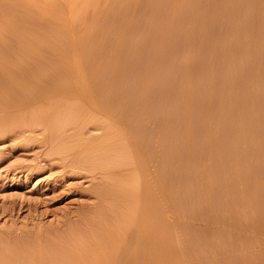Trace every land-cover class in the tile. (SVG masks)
Instances as JSON below:
<instances>
[{
    "label": "rangeland",
    "instance_id": "rangeland-1",
    "mask_svg": "<svg viewBox=\"0 0 264 264\" xmlns=\"http://www.w3.org/2000/svg\"><path fill=\"white\" fill-rule=\"evenodd\" d=\"M203 1L0 0V73L2 71L0 75V264H41V262L43 264H130L129 262H125L127 254L125 252L127 251L123 248L125 245L129 247V243L133 240L132 238L134 236L138 237L136 235L141 234L138 233L137 230L135 231V229H141L140 227H142L140 231H143L144 225L142 223L140 226L141 222H139L141 220L134 219L140 216L142 217V215L139 216L138 214L141 213H139L141 208L140 204L144 202L143 199L145 198V206L144 203L141 204V206L143 205L144 208L149 206L156 214L155 216L158 220L156 228L165 236L163 243L165 242L164 245L167 244L165 247L167 251L170 252L169 256L167 255L169 257L168 264H264V117H262L264 116V0H256L255 2L254 0ZM124 2L126 4H124ZM115 7L119 10L115 9ZM110 9L111 14L109 13ZM27 12L30 13L28 14ZM113 15L116 18H114ZM123 18L125 19L123 20ZM103 19L105 22H103ZM258 19L260 21L262 20L263 23L262 21L260 23ZM231 20L232 22L230 23ZM256 21L258 22L255 25ZM231 24L234 25L233 28ZM258 24L260 25L258 26ZM41 28L43 30H41ZM113 28L117 29L114 30ZM256 29L259 32L258 35ZM88 31L92 38L91 42L94 40L96 41H94L93 44L90 43L91 48L89 47L87 50L83 46L82 40L89 37ZM121 31L123 33H121ZM93 33L96 35L95 37ZM155 35L158 38H156ZM162 35H164V37ZM249 37L252 38V40H249ZM156 41L159 45L156 44ZM256 41H258V44L255 43ZM231 42H233L234 45L231 44ZM110 43L111 45H109ZM114 43H117L116 45L118 46ZM150 43L153 45V48H150ZM259 44L262 48H260ZM148 48H150V50H147ZM163 48H166L165 51ZM116 49L118 52H116ZM41 50H44L45 53ZM37 51L39 53H37ZM24 52L25 54H23ZM149 52H152L153 55L149 54ZM30 53L35 54L31 55ZM115 53L121 55L118 57ZM250 53L252 57H250ZM81 55H83L81 58L82 60L79 59ZM25 56L28 57L30 61H27ZM60 56L65 63H63ZM85 56L86 58L84 59ZM110 56H113L112 59ZM241 56L244 58V61ZM120 57L121 60L119 59ZM181 57L183 58L181 59ZM249 57L252 61H250ZM156 58L158 59L156 60ZM97 59H99V62ZM106 59L108 61H106ZM60 60L62 62H60ZM109 60L110 62L113 60V62L110 63ZM20 61H24V63L22 64L21 62V64H19ZM25 61H27L26 63L28 64L26 67ZM68 61L71 62L69 63ZM125 61H128L127 64H125ZM54 62L58 64L56 63V65ZM58 65L61 66L60 69H62L63 75ZM29 66L31 71L28 69ZM238 67L244 69L240 71ZM262 68L263 70H261ZM97 69H99V71ZM7 70L8 72H6ZM34 72H36L35 75ZM55 72L56 74L59 73L55 75ZM5 73L7 76H4ZM74 73H76V75ZM95 73L98 76H96ZM230 74L231 76L229 77ZM101 75L106 76L101 78ZM99 76L102 81H99ZM14 77L21 82L20 85L12 83ZM95 77L96 80H94ZM105 77L107 78L105 79ZM117 77L123 80V82ZM145 77L148 79L147 81ZM69 78L71 80H69ZM113 80H118L119 82L116 81L118 85L116 83L114 84ZM78 82L79 85H76ZM9 83L10 85L12 84V87ZM139 84L140 86H138ZM233 84L238 85L233 86ZM249 84L252 85V87L249 86ZM13 86H15V88ZM26 86H29V88H25ZM124 86L127 89L124 88ZM9 87L13 90L11 88L8 89ZM39 87H42L44 91ZM78 87L80 90L77 89ZM129 87L132 88L130 89ZM240 87H242V91L239 90L241 89ZM16 88L17 90L14 92ZM19 88L22 89L19 90ZM49 88H51V90H48ZM123 88L125 90H122ZM248 88H250L249 91ZM251 88L254 89L251 90ZM145 89L146 91L148 90V95L145 94ZM21 90L23 91L21 92ZM27 90L30 94L27 93ZM36 90L39 91L37 92ZM126 90L129 91L126 93H129L131 97L129 94L128 96L125 94L124 91ZM80 91H82V93ZM115 91L119 92L116 93ZM139 91H141V95ZM9 93H11V95ZM118 93L120 94L118 95ZM170 93L171 96L168 95ZM240 93H242V95ZM105 94L109 95L110 105L108 108L106 107V110L103 111L102 109V111H99L98 114L100 115H98L94 110L97 106H94L95 101L93 102V100L98 99V102H100L102 96L105 98ZM22 95L24 97L26 96L27 99L24 97L22 98ZM83 95L87 97L85 98ZM120 95L121 97H119ZM28 96L29 98L31 97L30 100ZM114 96H116L117 99ZM128 97L131 98V100H129ZM140 97L142 99H140ZM146 97L148 99H146ZM236 97H238V99ZM150 98H153V101L150 100ZM172 98L174 99L172 100ZM88 100L93 102L94 105ZM119 103H121L120 105L122 106L120 109ZM125 104L126 106H123ZM147 104H149L150 107ZM83 105L85 107H83ZM128 105L129 110L127 108ZM73 106L76 109L72 108ZM79 107L85 108L86 110L80 109ZM130 107L133 108L131 109ZM122 108L126 110L122 112ZM119 110L120 112H118ZM82 111L84 113L88 112L87 115ZM247 111L249 112L246 113ZM125 113L127 115H125ZM249 113L251 115H249ZM121 114L125 115L124 117L127 120ZM132 115L134 118L136 115L138 117H136L133 123L129 122L131 119L134 120ZM139 115H141L140 118ZM100 116H102V118ZM103 116L107 118L108 122L106 120V122L104 121ZM60 117L64 119H60ZM98 117L99 119H96ZM112 117L114 120H111ZM65 120H67V122ZM97 120L99 123H102H100L102 127L97 123ZM210 121L214 122L211 123ZM104 122L109 126L110 123L112 125L110 127L107 125L106 127ZM118 122H123L124 125ZM135 122L138 125L134 124ZM140 122H143V124ZM157 122L160 124L158 125ZM166 122H168L167 126L169 129L166 126ZM63 124L65 125L64 128ZM67 124L73 126H68ZM82 124L84 126H82ZM168 124H170V126ZM78 125L82 127H78ZM74 126L75 129L73 130ZM93 126H95V128ZM137 126L139 127L136 128ZM145 126L148 127V131ZM76 129H79V135ZM75 130L77 131L76 133ZM127 130L130 132L128 133ZM140 132H142L141 135L143 134L144 137L139 135ZM150 132L153 133V136L150 135L152 134ZM173 133L174 135H172L171 138V134ZM68 134H70V136ZM74 134H77L78 137ZM154 134H156V136ZM82 135L83 139H87V145L86 141L82 140V137H80ZM160 135L163 138H161ZM75 137L77 139L80 137V139L75 140ZM223 137L226 139H223ZM164 138L167 140L165 141ZM94 139L95 141L93 142ZM148 139L150 141H148ZM209 140H211V142ZM224 140L226 141L223 142ZM167 141L169 143H166ZM106 143L109 145L107 149ZM159 143L161 145H159ZM168 144L170 146H168ZM89 146H95L94 148L97 151H110L109 154H107L111 159L105 154L107 158L106 165L109 167L108 169L111 170L109 174H103L102 167L98 166H91V168H87L88 170H86L85 166H87V163L84 162L85 160L83 161L82 157H85L84 153L86 154L89 152V148L85 150ZM252 146H254L255 149ZM167 147L170 149H167ZM94 148L91 149L96 152ZM115 148H117V150ZM110 149H114L115 151L112 150V153ZM151 149L153 150L152 152ZM174 150L176 151L174 152ZM242 150H245V152H242ZM173 153L174 155H172ZM120 154L122 156L124 155V157L122 158ZM161 154L165 155V157ZM169 154L171 157H169ZM115 155H119L120 157H116ZM231 157L233 159H230ZM78 158H80L79 161ZM230 161H232V163H230ZM78 162H82L80 163L81 168ZM115 165L117 168H115ZM160 165L162 169L159 167ZM245 165L247 166L245 167ZM132 171L134 173H132ZM108 175H111L112 178L110 176V178H107ZM170 176L171 181L167 179V177L169 178ZM105 180H109V182ZM135 181L138 182L137 185L140 189V193H138L139 189L135 188L137 187V185L134 184L136 183ZM104 183L105 185L107 184L109 188L117 187L118 189L119 187V190L123 188V192L121 190L119 192L123 193L125 197L121 194L120 200H123V203H125L124 205L127 204L132 210H126L127 207L121 210L119 204L117 205L114 199V201L111 199L109 202L106 199L110 198L107 197L104 199V197L98 195L97 191L104 188L102 187ZM123 184L126 186L124 187ZM131 185L133 186V190ZM168 185L169 187H167ZM184 187H187V189L185 190ZM135 191L137 194L134 193ZM131 192L135 195L132 196ZM149 198L150 200H148ZM135 200L138 201L136 202ZM146 200L148 201L147 203ZM140 201L143 202L140 203ZM133 202H135L136 205ZM111 203L114 205L111 206ZM132 204L135 206L139 205L137 206L139 210H137L138 214L134 213V215H138L137 217L133 218L132 215H130V218L133 219V221H137L136 224L139 222L138 224L140 227L137 228L138 224L135 225V222H132L130 223L131 225H129V231L128 226V228L126 227L125 229L126 236L110 238L107 232H112L111 227L113 232L116 231L117 228L113 220L115 214L123 215L124 213L125 215V210L127 213L130 212V214H133L131 211H136L137 208H133ZM98 209H100V211ZM109 209L112 210V212ZM117 209L118 212H116ZM103 210H105L107 214L105 212L103 213ZM143 211H145V209H143ZM106 215H108V217ZM109 217L112 218L109 219ZM99 218H101V220H99ZM103 218H107V224ZM144 220L145 219H143V221ZM144 223H146V220ZM105 225H110V228L108 226L110 231ZM135 232H137V234ZM130 234L132 236L129 238L128 235ZM140 239L141 237L139 240ZM102 245H104V248L100 247ZM140 247H142L141 250H143L142 244ZM114 248L116 250L118 249V253L113 252V250H115ZM102 249H104V252ZM138 249L140 250V248ZM160 257L161 256L151 259V264H160L161 261H163L162 263L164 264V260L166 259L167 261L168 257H165L163 260H161Z\"/></svg>",
    "mask_w": 264,
    "mask_h": 264
},
{
    "label": "bare ground",
    "instance_id": "bare-ground-1",
    "mask_svg": "<svg viewBox=\"0 0 264 264\" xmlns=\"http://www.w3.org/2000/svg\"><path fill=\"white\" fill-rule=\"evenodd\" d=\"M131 1H132V0H131ZM199 1H200V0H199ZM201 1H203V0H201ZM240 1H241V0H240ZM255 1H256V0H254V2H255ZM150 2H152V1H150ZM192 2H193V1H192ZM197 2H198V1H197ZM203 2H204V1H203ZM232 2H233V1H232ZM122 3H123V2H122ZM154 3H155V2H154ZM158 3H159V2H158ZM256 3H257V2H256ZM116 4H118V3H116ZM116 4H115V5H116ZM124 4H126V3L124 2ZM149 4H150V3H149ZM159 4H161V3H159ZM236 4H237V3H236ZM238 4H239V2H238ZM258 4H259V3H258ZM262 4H263V3H262ZM262 4H261V5H262ZM119 5H120V4H119ZM119 5H118V6H119ZM247 5H248V4H247ZM120 6H121V5H120ZM149 6H150V5H149ZM153 6H154V5H153ZM116 7H117V6H116ZM116 7H115V9H117ZM126 7H127V6H126ZM126 7H125V8H126ZM158 7H159V6H158ZM125 8H124V9H125ZM160 8H161V7H160ZM227 8H228V7H227ZM238 8H239V7H238ZM112 9L114 10L113 7H112ZM131 9H132V7H131ZM189 9H190V8H189ZM241 9H242V8H241ZM255 9H256V8H255ZM263 9H264V8H263ZM103 10H104V9H103ZM117 10H119V9H117ZM226 10H227V9H226ZM228 10H229V8H228ZM228 10H227V11H228ZM239 10H240V9H239ZM243 10H244V9H243ZM115 11H116V10H115ZM224 11H225V10H224ZM235 11H236V10H235ZM247 11H248V10H247ZM250 11H251V10H250ZM259 11H260V10H259ZM259 11H258V12H259ZM110 12H111V9L109 10V13H110ZM118 12H119V11H118ZM118 12H117V13H118ZM124 12H125V11H124ZM124 12H122V13H124ZM128 12H129V11H128ZM128 12H127V13H128ZM183 12H184V11H183ZM186 12H187V11H186ZM190 12H191V11H190ZM232 12H233V11H232ZM242 12H243V11H242ZM27 13L29 14L30 12H27ZM112 13H113V12H112ZM119 13H120V12H119ZM184 13H185V12H184ZM234 13H235V12H234ZM256 13H257V12H256ZM259 13H260V12H259ZM259 13H258V14H259ZM19 14H20V13H19ZM110 14H111V13H110ZM189 14H190V13H189ZM227 14H228V13H227ZM237 14H238V13H237ZM247 14H248V13H247ZM254 14H255V13H254ZM263 14H264V12H263ZM104 15H107V14H104ZM121 15H122V14H121ZM121 15H120V17H121ZM244 15H245V14H244ZM244 15H243V16H244ZM27 16H28V15H27ZM29 16H30V15H29ZM116 16H117V15H116ZM231 16H232V15H231ZM245 16H246V15H245ZM250 16H251V15H250ZM254 16H255V15H254ZM259 16H260V15H259ZM20 17H22V16H20ZM101 17H102V16H101ZM108 17H109V16H108ZM113 17L116 18L114 15H113ZM165 17H166V16H165ZM165 17H164V18H165ZM191 17H192V15H191ZM193 17H194V16H193ZM256 17H257V16H256ZM261 17H262V16H261ZM109 18H110V17H109ZM114 18H112V19H114ZM224 18H225V17H224ZM230 18H232V17H230ZM95 19H97V18H95ZM101 19H102V18H101ZM124 19H125V18H123V20H124ZM188 19H189V18H188ZM246 19H247V18H246ZM251 19H252V18H251ZM253 19H256V18H253ZM32 20H33V19H32ZM103 20H104V19H103ZM120 20H121V18H120ZM228 20H229V19H228ZM235 20H236V18H235ZM240 20H241V19H240ZM249 20H250V18H249ZM30 21H31V20H30ZM93 21H94V20H93ZM113 21H114V20H113ZM115 21H116V20H115ZM118 21H119V20H118ZM188 21L190 22V19H189ZM254 21H255V20H254ZM258 21H260V20L258 19ZM258 21H256V23L254 22L255 25L257 24ZM261 21H262V20H261ZM261 21H260V23H261ZM103 22H105V20H104ZM109 22H110V21H109ZM109 22H108V24H109ZM121 22H122V21H121ZM231 22H232V20L230 21V23H231ZM243 22H244V21H243ZM245 22H246V21H245ZM252 22H253V21H252ZM34 23H35V21H34ZM96 23H97V22H96ZM129 23H130V21H129ZM262 23H263V21H262ZM94 24H95V23H94ZM103 24H104V23H103ZM118 24H119V23H118ZM125 24H126V23H125ZM252 24H253V23H252ZM252 24H251V25H252ZM13 25H14V24H13ZM35 25H36V24H35ZM35 25H34V26H35ZM38 25H39V23H38ZM95 25H96V24H95ZM111 25H112V24H111ZM111 25H110V26H111ZM116 25H117V24H116ZM126 25H127V24H126ZM128 25H129V24H128ZM168 25H170V24H168ZM235 25H237V24H235ZM259 25H260V24H258V26H259ZM261 25H263V24H261ZM96 26H97V25H96ZM106 26H107V25H106ZM117 26H119V25H117ZM117 26H116V27H117ZM226 26H227V25H226ZM231 26H232V28H233L234 25L231 24ZM243 26H245V25H243ZM92 27H93V26H92ZM99 27H100V26H99ZM168 27H170V26H168ZM236 27H237V26H236ZM248 27H249V25H248ZM253 27H254V26H253ZM263 27H264V25H263ZM16 28H17V27H16ZM97 28H98V27H97ZM103 28H104V27H103ZM123 28H124V26H123ZM131 28H132V27H131ZM166 28H167V27H166ZM193 28H194V27H193ZM245 28H246V27H245ZM256 28H258V27H256ZM261 28H262V27H261ZM261 28H260V30H261ZM100 29H102V28H100ZM107 29H108V27H107ZM113 29H114V28H113ZM115 29H117V28H115ZM115 29H114V30H115ZM124 29H125V28H124ZM124 29H123V30H124ZM162 29H164V28H162ZM167 29H169V28H167ZM191 29H192V28H191ZM195 29H196V28H195ZM230 29H231V28H230ZM22 30H23V29H22ZM41 30H43V29L41 28ZM88 30H89V29H88ZM110 30H112V29H110ZM114 30H113V31H114ZM118 30H119V29H118ZM127 30H128V29H127ZM127 30H126V31H127ZM189 30H190V29H189ZM37 31H39V30H37ZM92 31H93V30H92ZM103 31H105V30H103ZM161 31H162V30H161ZM244 31H245V30H244ZM244 31H243V32H244ZM254 31H255V28H254ZM256 31H257V35H258L259 32H258L257 29H256ZM261 31H262V30H261ZM261 31H260V32H261ZM42 32H43V31H42ZM88 32H89V31H88ZM100 32H101V31H100ZM100 32H99V33H100ZM263 32H264V31H263ZM86 33H87V32H86ZM104 33H106V32H104ZM121 33H123V32L121 31ZM124 33H125V32H124ZM155 33H156V32H155ZM160 33H161V32H160ZM195 33H197V32H195ZM230 33H231V32H230ZM247 33H248V32H247ZM102 34H103V32H102ZM165 34H166V33H165ZM165 34H164V35H165ZM167 34H169V33H167ZM262 34H263V33H262ZM262 34H261V35H262ZM93 35H94V33H93ZM105 35H106V34H105ZM110 35H111V34H110ZM118 35H119V34H118ZM118 35H117V36H118ZM164 35H162V36L164 37ZM169 35H170V34H169ZM184 35H186V34H184ZM193 35H194V34H193ZM249 35H250V34H249ZM257 35H256V36H257ZM82 36H83V35H82ZM86 36H87V35H86ZM95 36H96V35H94V37H95ZM121 36H122V35H121ZM152 36H153V35H152ZM155 36H156V35H155ZM158 36H159V35H158ZM253 36H254V33H253ZM97 37H98V36H97ZM184 37H185V36H184ZM194 37H195V36H194ZM247 37H248V36H247ZM251 37H252V35H251ZM254 37H255V36H254ZM58 38H59V37H58ZM58 38H57V39H58ZM84 38H85V36H84ZM100 38H101V37H100ZM100 38H98V39H100ZM105 38H106V37H105ZM153 38H154V36H153ZM156 38H158V37L156 36ZM161 38H162V37H161ZM245 38H246V37H245ZM252 38H253V37H252ZM252 38L249 37V40H250V39L252 40ZM263 38H264V37H263ZM57 39H56V40H57ZM98 39H97V41H98ZM103 39H104V38H103ZM103 39H102V40H103ZM168 39H169V37H168ZM247 39H248V38H247ZM258 39L261 40L260 38H258ZM42 40H43V39H42ZM91 40H92V38L90 37V32H89V37L85 38V40H82V41H83V44H84V45H83V44H82V45H83L86 49L89 48V47H90V43L93 44V42L96 41V40H94V41L91 42ZM107 40H108V39H107ZM119 40H120V39H119ZM156 40H157V39H156ZM229 40H230V39H229ZM249 40H248V41H249ZM254 40H256V39H254ZM259 40H258V41H259ZM46 41H47V40H46ZM108 41H109V40H108ZM152 41H153V40H152ZM152 41H151V42H152ZM157 41H158V40H157ZM157 41H156V44L159 45V44L157 43ZM164 41H165V40H164ZM227 41H228V40H227ZM231 41H232V40H231ZM244 41H245V40H244ZM258 41H256L255 43L258 44ZM41 42H42V41H41ZM56 42H57V41H56ZM58 42H59V41H58ZM80 42H81V41H80ZM102 42H103V41H102ZM106 42H107V41H106ZM109 42H110V41H109ZM159 42H160V41H159ZM162 42H163V40H162ZM186 42H187V41H186ZM228 42H229V41H228ZM228 42H227V43H228ZM251 42H252V41H251ZM52 43H53V42H52ZM54 43H55V42H54ZM181 43H182V42H181ZM225 43H226V42H225ZM244 43H245V42H244ZM260 43H261V41H260ZM1 44H2V43H1ZM41 44H42V43H41ZM56 44H58V43H56ZM66 44H67V43H66ZM95 44H96V43H95ZM95 44H94V45H95ZM104 44H105V43H104ZM114 44H115V43H114ZM116 44H117V43H116ZM116 44H115V45H116ZM120 44H121V43H120ZM154 44H155V43H154ZM166 44H167V43H166ZM231 44H233V42H231ZM231 44H230V45H231ZM250 44H251V43H250ZM257 44H256V45H257ZM53 45H54V44H53ZM59 45H60V44H59ZM98 45H99V44H98ZM102 45H103V44H102ZM109 45H111V43H110ZM150 45H151V43H150ZM167 45H168V44H167ZM193 45H194V42H193ZM233 45H234V44H233ZM243 45H244V44H243ZM263 45H264V43H263ZM0 46H1V45H0ZM32 46H33V45H32ZM51 46H52V45H51ZM116 46H118V45H116ZM122 46H123V45H122ZM161 46H163V45H161ZM189 46H190V44H189ZM231 46H232V45H231ZM231 46H230V47H231ZM246 46H247V45H246ZM250 46H251V45H250ZM259 46H260V44H259ZM3 47H6V46H3ZM55 47H56V46H55ZM84 47H83V48H84ZM110 47H111V46H110ZM156 47H157V46H156ZM156 47H155V48H156ZM192 47H193V46H192ZM235 47H236V46H235ZM248 47H249V46H248ZM255 47H256V46H255ZM49 48H50V47H49ZM52 48H53V47H52ZM71 48H72V45H71ZM90 48H91V47H90ZM94 48H95V47H94ZM94 48H93V49H94ZM97 48H98V47H97ZM100 48H102V47H100ZM108 48H109V47H108ZM113 48H114V47H113ZM123 48H124V47H123ZM150 48H153V45H151ZM150 48H148L147 50H150ZM185 48L187 49L186 46H185ZM243 48H244V47H243ZM249 48H250V47H249ZM251 48H252V46H251ZM260 48H262V47L260 46ZM17 49H18V48H17ZM44 49H46V48H44ZM62 49H63V48H62ZM98 49H99V48H98ZM104 49H105V48H104ZM109 49H110V48H109ZM129 49H130V48H129ZM158 49H159V46H158ZM163 49H164V51H165L166 48H163ZM163 49H162V50H163ZM190 49H191V48H190ZM227 49H228V47H227ZM37 50H38V49H37ZM39 50H40V49H39ZM46 50H48V49H46ZM84 50H85V49H84ZM87 50H88V49H87ZM96 50H97V49H96ZM113 50H114V49H113ZM116 50H117V49H116ZM122 50H124V49H122ZM152 50H153V49H152ZM155 50H156V49H155ZM160 50H161V49H160ZM221 50H222V48H221ZM225 50H226V49H225ZM252 50H253V49H252ZM15 51H16V50H15ZM17 51H18V50H17ZM34 51H35V49H34ZM41 51L44 52V50H41ZM51 51H52V50H51ZM54 51H55V49H54ZM56 51H57V50H56ZM93 51H95V50H93ZM98 51H99V50H98ZM108 51H109V50H108ZM111 51H112V49H111ZM111 51H109V52H111ZM114 51H115V50H114ZM127 51H128V50H127ZM234 51H235V50H234ZM248 51H249V50H248ZM10 52H11V51H10ZM12 52H13V51H12ZM66 52H67V51H66ZM85 52H86V50H85ZM87 52H88V51H87ZM96 52H97V51H96ZM101 52H102V51H101ZM105 52H106V50H105ZM105 52H104V53H105ZM116 52H118V50H117ZM125 52H126V51H125ZM246 52H247V50H246ZM257 52H258V51H257ZM19 53H20V52H19ZM37 53H39V52L37 51ZM44 53H45V52H44ZM48 53H49V52H48ZM147 53H148V52H147ZM155 53H156V52H155ZM155 53H154V54H155ZM163 53H164V52H163ZM182 53H183V52H182ZM255 53H256V52H255ZM23 54H25V52H24ZM30 54H31V53H30ZM32 54H33V53H32ZM32 54H31V55H32ZM34 54H35V53H34ZM34 54H33V55H34ZM96 54H97V53H96ZM100 54H101V53H100ZM111 54H112V53H111ZM115 54H116V53H115ZM149 54H152V52H151V53L149 52ZM158 54H159V53H158ZM226 54H227V53H226ZM248 54H249V53H248ZM21 55H22V53H21ZM21 55H20V56H21ZM28 55H29V54H28ZM31 55H30V56H31ZM48 55H49V54H48ZM103 55H104V54H103ZM116 55H118V54H116ZM120 55H121V54H120ZM120 55H118V57H119ZM123 55H124V54H123ZM147 55H148V54H147ZM152 55H153V54H152ZM155 55H157V54H155ZM181 55H182V54H181ZM221 55H222V54H221ZM232 55H233V54H232ZM234 55H235V53H234ZM241 55H242V54H241ZM244 55H245V54H244ZM55 56H56V55H55ZM104 56H105V55H104ZM224 56H225V55H224ZM224 56H222V57H224ZM228 56H230V55H228ZM228 56H227V57H228ZM236 56H237V55H236ZM25 57H26V56H25ZM37 57H38V56H37ZM82 57H83V55H81V57H80L79 59H81ZM101 57H102V55H101ZM110 57H111V56H110ZM112 57H113V56H112ZM112 57H111V59H112ZM124 57H126V56H124ZM158 57H159V56H158ZM178 57H179V56H178ZM185 57H186V56H185ZM231 57H232V56H231ZM250 57H252L251 53H250ZM250 57H249V59H250V61H252V59H251ZM263 57H264V56H263ZM4 58H5V57H4ZM17 58H18V57H17ZM29 58H30V57H29ZM38 58H39V57H38ZM55 58H56V57H55ZM57 58H58V57H57ZM60 58H61V56H60ZM85 58H86V56L84 57V59H85ZM88 58H89V56H88ZM92 58H93V57H92ZM104 58H105V57H104ZM106 58H108V57H106ZM154 58H155V57H154ZM182 58H183V57H181V59H182ZM234 58H236V57H234ZM234 58H233V59H234ZM241 58H243V57L241 56ZM241 58H240V59H241ZM47 59H49V58H47ZM61 59H62V58H61ZM116 59H117V58H116ZM119 59L121 60V57H120ZM127 59H128V58H127ZM157 59H158V58H156V60H157ZM178 59H179V58H178ZM228 59H229V58H228ZM238 59H239V58H238ZM26 60H27V61H30V60H28V57H26ZM68 60H69V58H68ZM81 60H82V59H81ZM124 60H125V59H124ZM148 60H149V58H148ZM179 60H180V59H179ZM221 60H222V58H221ZM223 60H224V59H223ZM229 60H230V59H229ZM8 61H9V60H8ZM15 61H16V60H15ZM27 61H25V63H26ZM62 61H63V59H62ZM62 61L60 60V62H62ZM92 61H93V60H92ZM97 61L99 62V59H97ZM106 61H108V60L106 59ZM106 61H105V62H106ZM117 61H119V60H117ZM150 61H151V60H150ZM174 61H177V60H174ZM182 61H183V60H182ZM182 61H181V62H182ZM184 61H185V60H184ZM226 61H227V60H226ZM232 61H234V60H232ZM243 61H244V58H243ZM21 62H22V61H20L19 64H21ZM68 62H69V61H68ZM70 62H71V61H70ZM70 62H69V63H70ZM74 62H75V61H74ZM94 62H95V59H94ZM103 62H104V61H103ZM109 62H110V60H109ZM109 62H108V64H109ZM112 62H113V60H112L110 63H112ZM120 62H121V61H120ZM122 62H124V61H122ZM127 62H128V61H127ZM127 62L125 61V64H127ZM151 62H152V61H151ZM256 62H257V60H256ZM1 63H2V62H1ZM17 63H18V61H17ZM17 63H16V64H17ZM23 63H24V61L22 62V64H23ZM50 63H51V62H50ZM54 63H55V62H54ZM56 63H57V62H56ZM56 63H55V64H56ZM63 63H65V62L63 61ZM63 63H62V64H63ZM90 63H91V62H90ZM90 63H89V64H90ZM227 63H229V62H227ZM244 63H245V62H244ZM3 64H4V63H3ZM9 64H10V63H9ZM30 64H31V63H30ZM33 64H34V63H33ZM57 64H58V63H57ZM57 64H56V65H57ZM93 64H95V63H93ZM103 64H105V63H103ZM116 64H117V63H116ZM116 64H113V65H116ZM130 64H131V63H130ZM154 64H155V62H154ZM156 64H157V63H156ZM178 64H179V63H178ZM237 64H238V62H237ZM27 65H28V64L26 63V64H25V67H26ZM31 65H32V64H31ZM37 65H38V64H37ZM37 65H36V66H37ZM75 65H76V64H75ZM75 65H74V66H75ZM105 65H106V64H105ZM122 65H123V64H122ZM147 65H148V64H147ZM182 65H183V64H182ZM22 66H24V65H22ZM36 66H35V67H36ZM58 66H59V65H58ZM63 66H64V65H63ZM106 66H107V65H106ZM110 66H111V65H110ZM152 66H153V63H152ZM152 66H151V67H152ZM156 66H157V65H156ZM0 67H1V66H0ZM3 67H4V66H3ZM53 67H54V65H53ZM64 67H65V66H64ZM64 67H62V68H64ZM86 67H88V66H86ZM107 67H108V66H107ZM115 67H116V66H115ZM117 67H119V66H117ZM125 67H126V66H125ZM146 67H147V66H146ZM148 67H149V66H148ZM151 67H150V68H151ZM240 67H241V66H240ZM240 67H238V68L240 69ZM27 68H28V67H27ZM33 68H34V67H33ZM60 68H61V66H59V69H60ZM94 68H95V67H94ZM110 68H111V67H110ZM110 68H109V69H110ZM122 68H123V67H122ZM231 68H232V67H231ZM248 68H250V67H248ZM251 68H252V66H251ZM0 69H1V68H0ZM4 69H6V68H4ZM13 69H15V68H13ZM18 69H19V68H18ZM28 69L30 70V66H29ZM39 69H40V68H39ZM54 69H55V68H54ZM57 69H58V67H57ZM59 69H58V70H59ZM90 69H91V68H90ZM101 69H102V68H101ZM104 69H105V68H104ZM104 69H103V70H104ZM115 69H116V68H115ZM120 69H121V68H120ZM147 69H148V68H147ZM236 69H237V68H236ZM242 69H244V68H242ZM242 69H240V71H241ZM245 69H246V68H245ZM258 69H259V66H258ZM20 70H21V69H20ZM36 70H37V69H36ZM60 70H61V73H62V72H63L62 69H60ZM93 70H94V69H93ZM97 70L99 71V69H97ZM110 70H111V69H110ZM121 70H122V69H121ZM144 70H145V69H144ZM150 70H151V69H150ZM261 70H263V68H262ZM30 71H31V70H30ZM33 71H34V70H33ZM104 71H106V70H104ZM107 71H108V70H107ZM226 71H227V70H226ZM238 71H239V70H238ZM3 72H4V71H3ZM6 72H8V70H7ZM23 72H24V71H23ZM26 72H27V71H26ZM28 72H29V71H28ZM59 72H60V71H59ZM59 72H58V73H59ZM81 72H82V71H81ZM85 72H86V70H85ZM85 72H84V73H85ZM90 72H91V71H90ZM92 72H93V71H92ZM121 72H122V71H121ZM144 72H145V71H144ZM242 72H243V71H242ZM258 72H260V71H258ZM1 73H2V71H1ZM1 73H0V75H1ZM35 73H36V72H34V75H35ZM40 73H41V72H40ZM58 73H57V74H58ZM61 73H60V74H61ZM100 73H101V72H100ZM117 73H118V72H117ZM224 73H226V72H224ZM239 73H240V72H239ZM249 73H250V72H249ZM260 73H262V72H260ZM9 74H10V73H9ZM24 74H25V73H24ZM31 74H32V73H31ZM57 74H56V72H55V75H57ZM74 74L76 75V73H74ZM92 74H94V73H92ZM102 74H103V73H102ZM120 74H121V73H120ZM120 74H119V75H120ZM222 74H223V73H222ZM242 74H243V73H242ZM19 75H20V74H19ZM62 75H63V73H62ZM79 75H80V73H79ZM95 75H96V73H95ZM244 75H245V74H244ZM4 76H7L6 73H5ZM14 76H15V75H14ZM64 76H65V75H64ZM64 76H62V77H64ZM69 76H70V75H69ZM96 76H98V75H96ZM104 76H106V75H104ZM104 76L101 75V78L104 77ZM180 76H181V75H180ZM180 76H179V77H180ZM226 76H227V75H226ZM230 76H231V74L229 75V77H230ZM258 76H259V75H258ZM261 76H262V75H261ZM8 77H9V76H8ZM12 77H13V76H12ZM16 77H17V76H16ZM23 77H25V76H23ZM32 77H33V75H32ZM62 77H61V80H62ZM79 77H80V76H79ZM148 77H149V75H148ZM181 77H182V76H181ZM221 77H222V76H221ZM253 77H254V76H253ZM256 77H257V76H256ZM1 78H2V77H1ZM87 78H88V77H87ZM101 78H100V76H99V81L101 80ZM106 78H107V77H105V79H106ZM117 78H118V77H117ZM122 78H123V77H122ZM136 78H137V77H136ZM7 79H8V78H7ZM40 79H41V78H40ZM77 79H78V78H77ZM90 79H91V78H90ZM103 79H104V78H103ZM118 79L121 80L120 78H118ZM134 79H135V78H134ZM138 79H139V78H138ZM145 79H146V77H145ZM170 79H172V78H170ZM179 79H181V78H179ZM183 79H184V78H183ZM233 79H234V78H233ZM263 79H264V78H263ZM64 80H65V79H64ZM69 80H71V79L69 78ZM79 80H80V79H79ZM85 80H86V79H85ZM94 80H96V77H95ZM135 80H136V79H135ZM140 80H142V79H140ZM147 80H148V79H146V81H147ZM247 80H248V79H247ZM249 80H250V79H249ZM4 81H5V80H4ZM6 81H8V80H6ZM37 81H38V80H37ZM37 81H35V82H37ZM39 81H40V80H39ZM41 81H42V80H41ZM82 81H83V80H82ZM82 81H81V82H82ZM90 81H91V80H90ZM101 81H102V80H101ZM104 81H105V80H104ZM113 81H114V80H113ZM116 81H118V80H116ZM116 81H114V84L116 83ZM121 81L123 82V80H121ZM169 81H170V80H169ZM224 81H225V80H224ZM226 81H227V80H226ZM251 81H252V80H251ZM260 81H261V80H260ZM59 82H60V81H59ZM85 82H86V81H85ZM96 82H97V81H96ZM105 82H107V81H105ZM105 82H104V83H105ZM110 82H111V81H110ZM118 82H119V81H118ZM122 82H121V83H122ZM144 82H145V81H144ZM228 82H229V80H228ZM245 82H246V81H245ZM261 82H262V81H261ZM7 83H8V82H7ZM12 83H13V84L17 83L18 85L21 84V82H19L15 77H14V79H12ZM23 83H24V82H23ZM27 83H28V82H27ZM42 83H43V82H42ZM62 83H64V82H62ZM66 83H67V80H66ZM83 83H84V81H83ZM87 83H88V82H87ZM93 83H94V82H93ZM97 83H98V82H97ZM102 83H103V82H102ZM170 83H171V82H170ZM38 84H39V82H38ZM56 84H57V83H56ZM94 84H95V83H94ZM116 84H117V83H116ZM146 84H147V83H146ZM188 84H190V83H188ZM240 84H241V83H240ZM251 84H253V83H251ZM4 85H5V82H4ZM9 85H10V83H9ZM9 85H8V86H9ZM11 85H12V84H11ZM11 85H10V86H11ZM25 85H26V84H25ZM33 85H34V84H33ZM47 85H48V84H47ZM76 85H79V82H78V84H76ZM80 85H81V84H80ZM83 85H84V84H83ZM97 85H98V84H97ZM99 85H100V84H99ZM117 85H118V84H117ZM131 85H132V84H131ZM134 85H135V84H134ZM134 85H133V86H134ZM143 85H144V83H143ZM182 85H183V84H182ZM224 85H225V84H224ZM234 85H235V84H233V86H234ZM237 85H238V84H237ZM237 85H235V86H237ZM246 85H247V84H246ZM246 85H245V86H246ZM8 86H7V87H8ZM16 86H17V85H16ZM42 86H43V85H42ZM45 86H46V84H45ZM101 86H102V85H101ZM122 86H123V85H122ZM122 86H121V88H122ZM133 86H132V87H133ZM138 86H140V84H139ZM138 86H137V87H138ZM169 86H170V85H169ZM185 86H186V85H185ZM239 86H241V85H239ZM239 86H238V87H239ZM249 86L252 87V85H250V84H249ZM11 87H12V86H11ZM11 87H9L8 89H10ZM13 87L15 88V86H13ZM18 87H19V86H18ZM36 87H37V86H36ZM81 87H82V85H81ZM92 87H94V86H92ZM96 87H97V86H96ZM104 87H105V86H104ZM118 87H119V86H118ZM132 87H131V88H132ZM186 87H188V86H186ZM189 87H190V86H189ZM221 87H222V86H221ZM247 87H248V86H247ZM262 87H263V86H262ZM4 88H5V87H4ZM25 88H29V86H26ZM39 88H40V87H39ZM39 88H38V89H39ZM41 88H42V87H41ZM41 88H40V89H41ZM57 88H58V87H57ZM112 88H113V87H112ZM115 88H116V86H115ZM115 88H114V89H115ZM124 88H126V87L124 86ZM124 88H123L122 90H125ZM129 88H130V87H129ZM131 88H130V89H131ZM181 88H182V87H181ZM191 88H192V87H191ZM224 88H225V87H224ZM226 88H227V87H226ZM235 88H236V87H235ZM240 88H241V89H239V90L242 91V87H240ZM254 88H255V87H254ZM254 88H253V89H254ZM11 89H12V88H11ZM20 89H22V88H19V90H20ZM35 89H36V88H35ZM42 89H43V88H42ZM77 89L80 90L79 87H78ZM83 89H84V88H83ZM83 89H82V91H83ZM89 89H90V88H89ZM126 89H127V88H126ZM168 89H169V88H168ZM178 89H179V87H178ZM178 89H176V90H178ZM246 89H247V88H246ZM253 89L251 88V90H253ZM257 89H258V88H257ZM1 90H2V89H1ZM3 90H4V89H3ZM12 90H13V89H12ZM16 90H17V88L14 89V92H16ZM29 90H30V89H29ZM45 90H46V89H45ZM48 90H51V88H49ZM97 90H98V89H97ZM97 90H96V91H97ZM117 90H118V89H117ZM120 90H121V89H120ZM122 90H121V91H122ZM134 90H136V89H134ZM134 90H133V91H134ZM138 90H139V88H138ZM138 90H137V91H138ZM140 90H141V88H140ZM176 90H175V91H176ZM180 90H181V89H180ZM180 90H179V91H180ZM249 90H250V88H248V91H249ZM8 91H9V90H8ZM22 91H23V90H21V92H22ZM36 91L38 92L39 90H36ZM36 91H35V92H36ZM41 91H42V90H41ZM43 91H44V89H43ZM64 91H65V90H64ZM82 91H80V92L82 93ZM84 91H85V89H84ZM145 91H146V89H145ZM147 91H148V90H147ZM147 91H146L145 94H147ZM186 91H187V90H186ZM244 91H245V90H244ZM244 91H243V92H244ZM254 91H255V90H254ZM2 92H3V91H2ZM24 92H25V90H24ZM31 92H32V91H31ZM47 92H48V91H47ZM56 92H57V91H56ZM58 92H59V91H58ZM85 92H86V91H85ZM111 92H112V91H111ZM115 92H116V91H115ZM117 92H119V91H117ZM117 92H116V93H117ZM124 92H125V94H127V96H128L129 93H126V92H129V91L126 90V91H124ZM139 92H140V95H141V91H139ZM169 92H170V91H169ZM180 92H182V91H180ZM180 92H179V93H180ZM246 92H247V91H246ZM252 92H253V91H252ZM256 92H257V90H256ZM4 93H5V92H4ZM27 93H28V90H27ZM75 93H77V92H75ZM131 93H132V92H131ZM137 93H138V92H137ZM137 93H136V95H137ZM183 93H184V92H183ZM237 93H238V92H237ZM7 94H8V92H7ZM9 94L11 95V93H9ZM14 94H15V93H14ZM16 94H17V93H16ZM20 94H21V93H20ZM23 94H24V93H23ZM28 94H30V93H28ZM32 94H33V93H32ZM40 94H41V93H40ZM52 94H53V92H52ZM60 94H61V93H60ZM69 94H70V93H69ZM83 94H84V93H83ZM93 94H94V93H93ZM112 94H113V92H112ZM112 94H111V96H112ZM119 94H120V93H118V95H119ZM148 94H149V93H148ZM148 94H147V95H148ZM177 94H178V93H177ZM230 94H231V93H230ZM233 94H234V93H233ZM240 94L242 95V93H240ZM240 94H239V95H240ZM245 94H247V93H245ZM245 94H244V95H245ZM250 94H251V93H250ZM253 94H254V92H253ZM24 95H26V94H24ZM80 95H81V94H80ZM86 95H87V94H86ZM113 95H114V94H113ZM132 95H133V94H132ZM140 95H139V96H140ZM150 95H151V94H150ZM168 95L171 96V93L168 94ZM188 95H189V94H188ZM239 95H238V96H239ZM248 95H249V93H248ZM255 95H256V94H255ZM258 95H259V94H258ZM12 96H13V95H12ZM12 96H11V97H12ZM38 96H39V95H38ZM41 96H42V95H41ZM59 96H60V95H59ZM83 96H84L85 98L87 97V96H85V95H83ZM97 96H98V95H97ZM108 96H109V95H106V94H105V98H103L104 96H102V99L100 100V102H98V101H99L98 99H97V100H96V99L93 100V102L95 101V102H94L95 105L93 104V102H91V101L88 100V101L91 102L95 107L97 106L96 109L94 108V110H95V112H96L97 114H98L99 111H102V109H103V111H104V110H106V109L109 107V105H110V104H109V103H110V99H109ZM129 96H130V94H129ZM177 96H178V95H177ZM250 96H251V95H250ZM256 96H257V95H256ZM15 97H16V95H15ZM19 97H20V96H19ZM21 97L23 98L24 96L22 95ZM65 97H66V96H65ZM114 97L116 98V96H114ZM119 97H121V95H120ZM130 97H131V96H130ZM135 97H136V96H135ZM137 97H138V96H137ZM148 97H149V96H148ZM167 97H168V96H167ZM178 97H179V96H178ZM243 97H244V96H243ZM24 98L27 99L26 96H25ZM30 98H31V97H30ZM30 98H29V96H28V99H29V100H30ZM47 98H48V97H47ZM75 98H76V97H75ZM93 98H94V96H93ZM98 98H99V96H98ZM128 98H129V97H128ZM165 98H166V97H165ZM165 98H164V99H165ZM189 98H190V96H189ZM236 98L238 99V97H236ZM246 98H248V97H246ZM246 98H245V99H246ZM15 99H16V98H15ZM38 99H39V97H38ZM103 99H104V100H103ZM113 99H114V98H113ZM116 99H117V98H116ZM116 99H114V100H116ZM140 99H142V98L140 97ZM146 99H148V98L146 97ZM152 99H153V98H152ZM152 99L150 98V100H152ZM173 99H174V98H172V100H173ZM175 99H176V98H175ZM237 99H236V101H237ZM250 99H251V98H250ZM252 99H253V96H252ZM12 100H13V99H12ZM20 100H21V99H20ZM90 100H91V99H90ZM114 100H113V101H114ZM118 100H119V99H118ZM129 100H131V98H129ZM129 100H128V101H129ZM230 100H233V99H230ZM230 100H229V101H230ZM260 100H261V98H260ZM260 100H259V101H260ZM16 101H17V100H16ZM23 101H24V100H23ZM146 101H148V100H146ZM146 101H145V102H146ZM152 101H153V100H152ZM163 101H164V100H163ZM169 101H170V100H169ZM174 101H175V100H174ZM243 101H244V100H243ZM243 101H242V102H243ZM247 101H248V99H247ZM263 101H264V99H263ZM11 102H12V101H11ZM84 102H85V101H84ZM114 102H117V101H114ZM119 102H120V101H119ZM130 102H131V101H130ZM130 102H129V103H130ZM136 102H137V101H136ZM254 102H255V101H254ZM256 102H257V101H256ZM87 103H88V102H87ZM112 103H113V102H112ZM133 103H134V102H133ZM133 103H132V104H133ZM137 103H138V102H137ZM139 103H140V102H139ZM147 103H148V102H147ZM150 103H151V101H150ZM167 103H168V102H167ZM175 103H176V101H175ZM236 103H237V102H236ZM240 103H241V102H240ZM260 103H261V102H260ZM263 103H264V102H263ZM37 104H38V103H37ZM63 104H65V103H63ZM63 104H62V105H63ZM81 104H82V103H81ZM115 104H116V103H115ZM120 104H121V103H119V106H120L119 109L122 107ZM170 104H172V103H170ZM229 104H230V103H229ZM255 104H256V103H255ZM10 105H11V104H10ZM12 105H13V104H12ZM21 105H22V104H21ZM89 105H91V104H89ZM130 105H131V104H130ZM147 105H149V104H147ZM166 105H167V104H166ZM168 105H169V104H168ZM232 105H233V104H232ZM234 105H235V103H234ZM234 105H233V106H234ZM245 105H246V104H245ZM256 105H257V104H256ZM263 105H264V104H263ZM263 105H262V106H263ZM67 106H68V105H67ZM71 106H72V105H71ZM76 106H77V105H76ZM80 106H81V105H80ZM112 106H114V105H112ZM112 106H111V107H112ZM123 106H126V104L123 105ZM174 106H175V105H174ZM230 106H231V105H230ZM65 107H66V105H65ZM83 107H85V106L83 105ZM106 107H107V108H106ZM128 107H129V105L127 106V108H128ZM149 107H150V105H149ZM168 107H169V106H168ZM170 107H171V106H170ZM228 107H229V106H228ZM258 107H259V105H258ZM72 108H74V106H73ZM77 108H78V107H77ZM79 108L81 109L82 107H79ZM86 108H87V107H86ZM130 108L132 109L133 107H130ZM189 108H190V107H189ZM207 108H208V107H207ZM231 108H232V107H231ZM263 108H264V107H263ZM21 109H22V108H21ZM28 109H29V108H28ZM74 109H76V108H74ZM82 109H83V108H82ZM84 109H85V108H84ZM84 109H83V110H84ZM171 109H172V108H171ZM173 109H174V108H173ZM185 109H186V108H185ZM245 109H248V108H245ZM22 110H23V109H22ZM85 110H86V109H85ZM89 110H91V109H89ZM92 110H93V107H92ZM108 110H111V109H108ZM114 110H115V109H114ZM123 110H126V109H123V108H122V112H123ZM128 110H129V108H128ZM189 110H190V109H189ZM206 110H207V109H206ZM237 110H238V109H237ZM249 110H250V109H249ZM251 110H252V109H251ZM76 111H79V110H76ZM112 111H113V110H112ZM234 111H235V109H234ZM25 112H26V111H25ZM69 112H70V111H69ZM69 112H68V113H69ZM82 112H83V111H82ZM113 112H114V111H113ZM118 112H120V110H119ZM122 112H121V113H122ZM128 112H129V111H128ZM137 112H138V111H137ZM142 112H143V111H142ZM248 112H249V111H247L246 113H248ZM250 112H251V111H250ZM83 113H84V112H83ZM87 113H88V112H87ZM87 113H84V114L87 115ZM126 113H127V112H126ZM126 113H125V115H127ZM129 113H130V112H129ZM139 113H140V112H139ZM139 113H138V114H139ZM232 113H234V112H232ZM244 113H245V112H244ZM261 113H262V112H261ZM69 114H70V113H69ZM109 114H110V113H109ZM118 114H120V113H118ZM123 114H124V113H123ZM123 114H121V115H123ZM135 114H136V113H135ZM135 114H134V115H135ZM163 114H164V113H163ZM203 114H204V113H203ZM224 114H225V113H224ZM239 114H240V113H239ZM32 115H33V114H32ZM71 115H72V114H71ZM89 115H90V114H89ZM92 115H93V114H92ZM94 115H95V114H94ZM98 115H100V114H98ZM116 115H117V114H116ZM125 115H123V117H124ZM215 115H216V114H215ZM215 115H214V116H215ZM249 115H251V114L249 113ZM262 115H263V114H262ZM34 116H35V115H34ZM34 116H33V117H34ZM62 116H63V115H62ZM104 116H105V115H104ZM104 116H103L104 121H105V120L107 121V118H104ZM108 116H109V115H108ZM112 116H113V115H112ZM117 116H118V115H117ZM128 116H129V115H128ZM132 116H133V115H132ZM140 116H141V115H139V118H140ZM148 116H149V115H148ZM159 116L161 117V114H160V113H159ZM204 116H205V114H204ZM214 116H213V117H214ZM231 116H232V115H231ZM55 117H56V116H55ZM70 117H71V116H70ZM75 117H76V116H75ZM75 117H74V118H75ZM100 117L102 118V116H100ZM106 117H107V116H106ZM136 117H137V115L135 116V118H134V116H133V119H134V120L131 119V121H129V122H132V123H133V122L135 121ZM146 117H147V116H146ZM150 117H151V116H150ZM154 117H155V116H154ZM162 117H163V115H162ZM187 117H188V116H187ZM189 117H190V116H189ZM215 117H216V116H215ZM242 117H244V116H242ZM262 117H264V116H262ZM61 118H63V117H60V119H61ZM68 118H69V117H68ZM79 118H80V117H79ZM86 118H87V117H86ZM101 118H100V119H101ZM109 118H110V117H109ZM124 118H125V117H124ZM128 118H129V117H128ZM137 118H138V117H137ZM156 118H157V117H156ZM165 118H166V117H165ZM185 118H186V117H185ZM240 118H241V116H240ZM240 118H239V119H240ZM245 118H246V117H245ZM42 119H43V118H42ZM63 119H64V118H63ZM75 119H77V118H75ZM75 119H74V120H75ZM90 119H91V118H90ZM96 119H99V117L96 118ZM103 119H102V121H103ZM122 119H123V118H122ZM125 119H126V118H125ZM147 119H148V118H147ZM157 119H158V118H157ZM157 119H156V120H157ZM50 120H51V119H50ZM52 120H53V119H52ZM57 120H58V119H57ZM70 120H71V118H70ZM77 120H79V119H77ZM80 120H81V119H80ZM111 120H114V118L112 117ZM126 120H127V119H126ZM126 120H125V121H126ZM165 120H167V119H165ZM188 120H189V119H188ZM212 120H213V119H212ZM214 120H216V119H214ZM62 121H63V120H62ZM65 121L67 122V120H65ZM81 121H82V120H81ZM90 121H91V120H90ZM94 121H95V120H94ZM99 121H100V120H99ZM106 121H105V122H106ZM125 121H123V122H125ZM149 121H150V120H149ZM160 121H161V120H160ZM167 121H168V120H167ZM250 121H251V120H250ZM261 121H262V120H261ZM52 122H54V121H52ZM66 122H65V123H66ZM70 122H71V121H70ZM79 122H80V121H79ZM105 122H104V124H106ZM107 122H108V121H107ZM123 122H122V123L118 122V123L123 124ZM127 122H128V121H127ZM127 122H126V123H127ZM143 122H144V121H143ZM143 122H140V123L143 124ZM151 122H152V120H151ZM186 122H187V121H186ZM210 122H211V121H210ZM212 122H214V121H212ZM212 122H211V123H212ZM56 123H57V122H56ZM63 123H64V122H63ZM68 123H69V122H68ZM97 123H99L98 120H97ZM100 123H101V122H100ZM100 123H99V125H100ZM140 123H139V124H140ZM167 123H168V122H166V126H167ZM169 123H170V122H169ZM262 123H263V121H262ZM45 124H46V123H45ZM59 124H60V123H59ZM61 124H62V123H61ZM75 124H76V121H75ZM77 124H79V123H77ZM101 124H102V123H101ZM104 124H103V125H104ZM129 124H130V123H129ZM134 124L138 125L136 122H135ZM157 124H158V122H157ZM159 124H160V123H159ZM159 124H158V125H159ZM173 124H174V123H173ZM219 124H220V123H219ZM48 125H49V124H48ZM63 125H64V124H63ZM63 125H62V126H63ZM67 125L69 126V125H71V124H67ZM91 125H93V124H91ZM94 125H95V124H94ZM107 125H108V124H106V127H107ZM111 125H112V124L110 123V126H111ZM123 125H124V124H123ZM145 125H146V124H145ZM164 125H165V124H164ZM168 125L170 126V124H168ZM208 125H209V124H208ZM56 126H57V124H56ZM60 126H61V125H60ZM60 126H59V127H60ZM71 126H73V125H71ZM82 126H84V125L82 124ZM82 126H79V125H78V127H82ZM100 126L102 127V125H100ZM108 126H109V125H108ZM110 126H109V127H110ZM113 126H114V125H113ZM118 126H119V125H118ZM126 126H127V125H126ZM130 126H131V125H130ZM134 126H135V125H134ZM140 126H141V125H140ZM153 126H154V124H153ZM172 126H173V125H172ZM185 126H186V125H185ZM221 126H222V125H221ZM59 127H57V128H59ZM64 127H65V125L63 126V128H64ZM76 127H77V126H76ZM89 127H91V126H89ZM93 127L95 128V126H93ZM101 127H100V128H101ZM114 127H117V126H114ZM123 127H124V126H123ZM123 127H122V128H123ZM138 127H139V126H137L136 128H138ZM145 127H146V126H145ZM149 127H151V126H149ZM154 127H155V126H154ZM238 127H239V126H238ZM51 128H52V127H51ZM60 128H61V127H60ZM63 128H62V129H63ZM140 128H141V127H140ZM146 128H147V131H148V127H146ZM151 128H153V127H151ZM157 128H158V127H157ZM167 128L169 129L168 126H167ZM219 128H220V126H219ZM230 128H231V127H230ZM240 128H241V127H240ZM259 128H260V127H259ZM263 128H264V127H263ZM55 129H56V128H55ZM71 129H72V127H71ZM71 129H70V130H71ZM74 129H75V126H74L73 130H74ZM83 129H84V128H83ZM87 129H88V128H87ZM104 129H105V128H104ZM104 129H103V130H104ZM108 129H109V128H108ZM112 129H113V128H112ZM132 129H133V128H132ZM144 129H145V128H144ZM149 129H150V128H149ZM155 129H156V128H155ZM161 129H162V127H161ZM168 129H167V130H168ZM224 129H225V128H224ZM224 129H222V130H224ZM251 129H252V128H251ZM76 130H77V129H76ZM76 130H75V133L78 131L77 134L79 135V129H78L77 131H76ZM81 130H82V129H81ZM110 130H111V129H110ZM117 130H118V129H117ZM130 130H131V128H130ZM150 130H151V129H150ZM259 130H260V129H259ZM262 130H263V129H262ZM58 131H59V130H58ZM127 131H128V133L130 132L129 130H127ZM143 131H144V130H143ZM162 131H163V130H162ZM165 131H166V130H165ZM252 131H253V130H252ZM260 131H261V130H260ZM260 131H259V132H260ZM55 132H57V131H55ZM112 132H113V131H112ZM131 132H132V131H131ZM136 132H137V131H136ZM163 132H164V131H163ZM224 132H225V131H224ZM261 132H262V131H261ZM72 133H73V132H72ZM128 133H127V134H128ZM141 133H142V132H140L139 135H141ZM150 133H152V132H150ZM159 133H160V132H159ZM164 133H166V132H164ZM167 133L169 134L168 131H167ZM171 133H172V132H171ZM232 133H233V132H232ZM54 134H56V133H54ZM62 134H63V133H62ZM64 134H65V133H64ZM77 134H76V135L74 134V135L78 137ZM81 134H82V132H81ZM85 134H86V133H85ZM99 134H100V133H99ZM99 134H97V135L100 136ZM102 134H103V133H102ZM160 134H161V133H160ZM241 134H242V132H241ZM258 134H259V133H258ZM263 134H264V132H263ZM68 135L70 136V134H68ZM68 135H67V136H68ZM104 135H105V134H104ZM108 135H109V133H108ZM108 135H107V136H108ZM115 135H116V134H115ZM133 135H134V134H133ZM148 135H149V134H148ZM150 135L153 136V133L150 134ZM154 135L156 136V134H154ZM158 135H159V134H158ZM172 135H174V133L171 134V138H172ZM58 136H59V135H58ZM58 136H57V137H58ZM63 136H65V135H63ZM69 136H68V137H69ZM71 136H72V135H71ZM91 136H92V135H91ZM109 136H110V135H109ZM118 136H119V135H118ZM141 136L144 137L143 134H142ZM163 136H164V135H163ZM186 136H187V135H186ZM231 136H232V135H231ZM255 136H256V134H255ZM55 137H56V136H55ZM65 137H66V136H65ZM80 137H82V140H85V141H86V145H87V139H83V135L80 136ZM80 137H79L78 139L75 137L74 139H75V140H76V139L79 140ZM101 137H104V136H101ZM101 137H100V138H101ZM110 137H111V136H110ZM135 137H137V136H135ZM160 137H161V135H160ZM165 137H167V136H165ZM168 137H170V136H168ZM229 137H230V136H229ZM234 137H235V136H234ZM253 137H254V136H253ZM69 138H70V137H69ZM72 138H73V136H72ZM85 138H86V137H85ZM100 138H99V139H100ZM104 138H105V137H104ZM104 138H102V139H104ZM111 138H112V137H111ZM111 138H110V139H111ZM119 138H120V136H119ZM161 138H163V137H161ZM186 138H187V137H186ZM188 138H189V137H188ZM220 138H221V136H220ZM224 138H225V137H223V139H224ZM70 139H71V138H70ZM74 139H73V140H74ZM122 139H123V138H122ZM129 139H130V137H129ZM149 139H150V137H149ZM149 139H148V141H150ZM164 139H165V141L167 140L166 138H164ZM180 139H182V138H180ZM207 139H208V138H207ZM215 139H217V138H215ZM223 139H222V140H223ZM225 139H226V138H225ZM228 139H229V138H228ZM230 139H231V138H230ZM232 139H233V138H232ZM239 139H240V138H239ZM243 139H244V138H243ZM82 140H81V141H82ZM104 140H105V139H104ZM119 140H120V139H119ZM173 140H174V139H173ZM94 141H95V139L93 140V142H94ZM97 141H99V140H97ZM108 141H109V140H108ZM117 141H118V140H117ZM120 141H121V140H120ZM134 141H136V140H134ZM162 141H163V140H162ZM209 141L211 142V140H209ZM218 141H219V140H218ZM225 141H226V140H224L223 142H225ZM236 141H237V140H236ZM244 141H245V139H244ZM260 141H261V140H260ZM88 142H89V141H88ZM106 142H107V140H106ZM118 142H119V141H118ZM136 142H138V141H136ZM136 142H135V143H136ZM160 142H161V141H160ZM169 142H170V140H169ZM169 142L167 141L166 143H169ZM182 142H184V141H182ZM233 142H235V141H233ZM233 142H231V143H233ZM248 142H249V140H248ZM83 143H84V142H83ZM104 143H105V142H104ZM104 143H102V144H104ZM119 143H120V142H119ZM124 143H125V142H124ZM149 143H150V142H149ZM174 143H175V142H174ZM174 143H173V144H174ZM227 143H228V142H227ZM231 143H230V144H231ZM250 143H251V140H250ZM259 143H260V142H259ZM262 143H263V142H262ZM89 144H90V142H89ZM89 144H88V145H89ZM91 144H92V143H91ZM107 144H108V143H106L105 145H107ZM126 144H127V143H126ZM173 144H172V145H173ZM214 144H215V143H214ZM235 144H237V143L235 142ZM159 145H161V144L159 143ZM166 145H167V144H166ZM187 145H188V143H187ZM208 145H209V143H208ZM225 145H226V144H225ZM232 145H233V144H232ZM232 145H231V146H232ZM237 145H238V144H237ZM246 145H247V144H246ZM84 146H85V145H84ZM96 146H97V145H96ZM110 146H111V143H110ZM123 146H124V145H123ZM127 146H128V145H127ZM168 146H170V145L168 144ZM174 146H175V145H174ZM174 146H173V148H174ZM184 146H185V144H184ZM215 146H216V145H215ZM218 146H219V145H218ZM234 146H235V145H234ZM94 147H95V146H93V147H91V146L87 147V149H85V150H88V148H89V150H88L89 152L86 153V154L84 153L85 157H84V156L82 157L83 161L85 160L84 162L87 163V166H85V167H86V170H88L87 168H91V166H93V167H94V166H95V167L98 166V167H102V169H103V174H109V172H110L111 170H109V169H108L109 167L106 165V161H107L106 159H107V158L105 157V154H106V156H109L108 154H109L110 151L108 152V151H102V150L99 151V150H98V151H99V153H98V151H97ZM113 147H114V146H113ZM113 147H112V148H113ZM140 147H141V145H140ZM142 147H143V146H142ZM150 147H151V145H150ZM150 147H149V148H150ZM210 147H211V146H210ZM228 147H229V146H228ZM235 147H236V146H235ZM239 147H240V146H239ZM239 147H237V148L240 149ZM252 147L254 148V146H252ZM91 148H94V149L96 150V152H95L94 150H92ZM98 148H99V147H98ZM104 148H105V146H104ZM107 148H109V145L106 146V149H107ZM110 148H111V147H110ZM145 148H146V147H145ZM147 148H148V147H147ZM162 148H163V147H162ZM168 148H169V147H167V149H168ZM217 148H218V147H217ZM242 148H243V147H242ZM106 149H105V150H106ZM115 149L117 150V148H115ZM134 149H135V148H134ZM142 149H143V148H142ZM158 149H160V148H158ZM169 149H170V148H169ZM207 149H208V147H207ZM218 149H219V148H218ZM227 149H229V148H227ZM227 149H226V150H227ZM230 149H231V148H230ZM244 149L247 150L246 148H244ZM254 149H255V148H254ZM82 150H83V149H82ZM110 150H111V149H110ZM112 150H114V149H112ZM112 150H111V151H112ZM118 150H120V149H118ZM148 150H149V149H148ZM163 150H164V149H163ZM245 150H242V152H243V151L245 152ZM256 150H257V149H256ZM79 151H80V150H79ZM114 151H115V150H114ZM135 151H136V150H135ZM152 151H153V150L151 149V152H152ZM164 151H167V150H164ZM175 151H176V150H174V152H175ZM218 151H219V150H218ZM232 151H233V150H232ZM251 151H252V150H251ZM262 151H263V150H262ZM84 152H87V151H84ZM94 152H95V153H94ZM141 152H142V150H141ZM144 152H145V151H144ZM148 152H149V151H148ZM158 152H159V150H158ZM172 152H173V150H172ZM225 152H226V151H225ZM233 152H234V151H233ZM235 152H236V151H235ZM240 152H241V151H240ZM247 152H248V151H247ZM255 152H256V151H255ZM258 152H259V151H258ZM107 153H108V154H107ZM112 153H113V151H112ZM115 153H116V152H115ZM115 153H114V154H115ZM119 153H120V151H119ZM145 153H146V152H145ZM221 153H222V152H221ZM227 153H228V152H227ZM249 153H250V152H249ZM146 154H147V153H146ZM150 154H151V153H150ZM163 154H164V153H163ZM186 154H187V153H186ZM228 154H229V153H228ZM231 154H232V153H231ZM234 154H236V153H234ZM237 154H238V153H237ZM240 154H241V153H240ZM240 154H239V155H240ZM243 154H245V153H243ZM120 155H121V154H120ZM142 155H143V154H142ZM142 155H141V156H142ZM151 155H154V154L152 153ZM157 155H158V154H157ZM161 155H162V154H161ZM167 155H168V154H167ZM169 155H170V154H169ZM172 155H174V153H173ZM188 155H189V154H188ZM224 155H225V154H224ZM224 155H223V157H224ZM255 155H257V154H255ZM111 156H114V155H111ZM115 156H116V157H117V156L120 157L119 155H115ZM121 156H122V155H121ZM127 156H128V155H127ZM148 156H149V155H148ZM162 156L165 157V155H162ZM185 156H186V155H185ZM231 156H232V155H231ZM237 156H238V155H237ZM237 156H236V157H237ZM240 156H241V155H240ZM123 157H124V155L122 156V158H123ZM169 157H171V155H170ZM173 157H174V156H173ZM173 157H172V159H173ZM186 157H187V156H186ZM236 157H235V158H236ZM74 158H75V157H74ZM109 158L111 159L110 156H109ZM149 158H150V157H149ZM239 158H240V157H239ZM239 158H237V159H239ZM262 158H263V157H262ZM262 158H261V159H262ZM79 159H80V158H78V161H79ZM110 159H109V160H110ZM142 159H143V157H142ZM147 159H148V158H147ZM154 159H155V157H154ZM163 159H164V158H163ZM170 159H171V158H170ZM217 159H218V158H217ZM221 159H222V158H221ZM230 159H233V158L231 157ZM249 159H250V158H249ZM74 160H75V159H74ZM76 160H77V159H76ZM112 160H113V159H112ZM157 160H158V159H157ZM160 160H161V159H160ZM239 160H240V159H239ZM247 160H248V159H247ZM251 160H252V159H251ZM253 160H254V158H253ZM263 160H264V159H263ZM263 160H262V161H263ZM80 161H81V160H80ZM110 161H111V160H110ZM114 161H115V160H114ZM169 161H170V160H169ZM173 161H174V160H173ZM224 161H225V158H224ZM228 161H229V159H228ZM234 161H235V160H234ZM245 161H246V160H245ZM245 161H244V162H245ZM111 162H112V161H111ZM159 162H160V161H159ZM162 162H163V161H162ZM238 162H239V161H238ZM259 162H260V161H259ZM75 163H77V162H75ZM78 163H79V162H78ZM80 163H82V162H80ZM80 163H79V164H80ZM107 163H108V162H107ZM112 163H113V162H112ZM117 163H118V162H117ZM170 163H171V162H170ZM172 163H173V162H172ZM230 163H232V161H230ZM242 163H243V161H242ZM262 163H263V162H262ZM83 164H84V163H83ZM159 164H160V163H159ZM166 164H168V163H166ZM244 164H245V163H244ZM258 164H259V163H258ZM112 165H113V164H112ZM122 165H123V164H122ZM162 165H163V164H162ZM168 165H169V164H168ZM236 165H238V164H236ZM255 165H257V164H255ZM82 166H83V165H82ZM115 166H116V165H115ZM119 166H120V165H119ZM123 166H125V165H123ZM163 166H164V165H163ZM169 166H170V165H169ZM184 166H185V165H184ZM224 166H225V165H224ZM234 166H235V165H234ZM242 166H243V165H242ZM246 166H247V165H245V167H246ZM83 167H84V166H83ZM83 167H82V168H83ZM85 167H84V168H85ZM159 167L161 168V165H160ZM159 167H158V168H159ZM222 167H223V166H222ZM80 168H81V164H80ZM115 168H117V166H116ZM125 168H127V167L125 166ZM160 168H159V170H160ZM163 168H164V167H163ZM224 168H225V167H224ZM240 168H241V167H240ZM252 168H253V167H252ZM259 168H260V167H259ZM112 169H113V168H112ZM120 169H121V168H120ZM122 169H123V168H122ZM133 169H134V168H133ZM161 169H162V168H161ZM129 170H130V169H129ZM163 170H164V169H163ZM236 170H237V168H236ZM90 171H91V169H90ZM137 171H138V170H137ZM176 171H177V170H176ZM92 172H93V171H92ZM94 172H95V171H94ZM164 172H165V171H164ZM177 172H179V171H177ZM223 172H224V170H223ZM132 173H134V172L132 171ZM159 173H162V172H159ZM169 173H170V171H169ZM226 173H227V170H226ZM226 173H225V174H226ZM101 174H102V172H101ZM122 174H123V173H122ZM162 174H163V173H162ZM167 174H168V173H167ZM176 174H177V173H176ZM225 174H224V175H225ZM255 174H256V173H255ZM173 175H174V174H173ZM239 175H240V174H239ZM109 176L111 177V175H108L107 178H110ZM171 176H172V175H171ZM171 176H170L169 178L167 177V179H170V181H171ZM101 177H102V176H101ZM111 178H112V177H111ZM113 178H114V177H113ZM126 178H127V177H126ZM165 178H166V177H165ZM177 178H179V177H177ZM135 179H136V178H135ZM162 179H164V178H162ZM222 179H223V178H222ZM263 179H264V178H263ZM109 180H111V179H109ZM109 180H105V181H108V182H109ZM136 180H137V179H136ZM157 180H158V179H157ZM151 181H152V180H151ZM159 181H160V180H159ZM246 181H247V180H246ZM254 181H256V180H254ZM103 182H104V181H103ZM135 182H136V181H135ZM145 182H147V181H145ZM160 182H161V181H160ZM173 182H174V181H173ZM115 183H116V182H115ZM122 183H123V182H122ZM125 183H127V182H125ZM137 183H138V182H136V183H134V184L137 185ZM116 184H117V183H116ZM127 184H128V183H127ZM150 184H151V183H150ZM163 184H164V183H163ZM172 184H173V183H172ZM172 184H171V185H172ZM123 185H124V187L126 186L125 184H123ZM123 185H122V186H123ZM156 185H157V184H156ZM159 185H160V184H159ZM164 185H165V184H164ZM99 186H100V184H99ZM99 186H98V187H99ZM102 187H104V188H101V189H99V190L97 191V194H98V195L104 197V199L107 198V197L110 198V199H106V200H108V201H109V200L111 201V199H112V200L114 199V200L117 202L116 204H117V205L119 204V207L121 208V210H122V209H125L126 207H127L126 210H127V209L132 210L131 207H130V206L128 207L127 204H126L127 206L124 205L125 203H123V200H122V201L120 200V196H121V194H123V193H120L119 191L121 190V191L123 192V190H122L123 188H122V187H121L122 189H120V190H119V187H118V189H117V187H116V188H109V187H107V184L105 185V183H104V186H102ZM111 187H112V186H111ZM128 187H129V186H128ZM142 187H143V186H142ZM163 187H164V186H163ZM167 187H169V185H168ZM170 187H171V186H170ZM232 187H234V186H232ZM255 187H256V185H255ZM131 188H132V190H133V186H132V185H131ZM131 188H130V189H131ZM135 188H138V185H137V187H135ZM140 188H141V187H140ZM175 188H176V187H175ZM184 188H185V187H184ZM263 188H264V187H263ZM138 189H139V188H138ZM164 189H165V187H164ZM167 189H169V188H167ZM186 189H187V187L185 188V190H186ZM257 189H258V188H257ZM96 190H97V189H96ZM124 190H125V189H124ZM132 190H130V191H132ZM136 190H137V189H136ZM255 190H256V189H255ZM258 190H259V189H258ZM156 191H157V190H156ZM160 191H162V190H160ZM168 191H169V190H168ZM172 191H175V190H172ZM183 191H184V190H183ZM229 191H230V189H229ZM260 191H261V190H260ZM263 191H264V190H263ZM137 192H138V191H137ZM261 192H262V191H261ZM124 193H125V192H124ZM134 193L137 194L136 191H135ZM138 193H140V189H139V192H138ZM166 193H167V192H166ZM187 193H188V192H187ZM128 194H129V193H128ZM131 194H132V192H131ZM135 194H132V196L135 195ZM162 194H163V193H162ZM167 194H170V193H167ZM173 194H174V193H173ZM232 194H233V193H232ZM123 195H124V194H123ZM129 195H130V194H129ZM129 195H128V197H129ZM139 195H140V194H139ZM152 195H153V194H152ZM185 195H186V194H185ZM163 196H164V195H163ZM124 197H125V195H124ZM150 197H151V196H150ZM169 197H170V196H169ZM173 197H174V196H173ZM134 198H135V197H134ZM136 198H137V197H136ZM139 198H140V197H139ZM101 199H102V198H101ZM104 199H102V200H104ZM121 199H122V198H121ZM127 199H128V198H127ZM127 199H126V201H127ZM145 199H146V198H145ZM145 199H143L144 202H145ZM171 199H172V198H171ZM114 200H113V201H114ZM132 200H133V198H132ZM141 200H142V199H141ZM148 200H150V198H149ZM104 201H105V200H104ZM108 201H106V202H108ZM110 201H109V202H110ZM113 201H112V202H113ZM135 201H136V200H135ZM137 201H138V200H137ZM137 201H136V202H137ZM165 201H166V200H165ZM168 201H170V200H168ZM124 202H125V201H124ZM141 202H143V201H140V203H141ZM144 202H143V203H144ZM147 202H148V201L146 200V203H147ZM126 203H127V202H126ZM133 203H135V202H133ZM143 203H141V204H143ZM128 204H129V203H128ZM137 204H138V203H137ZM141 204H140V207H141V208H140V211H139V213L141 212L140 214H138V211H137V210H139V208H137V206H139V205L135 206L136 203H135V205L132 204V206H133V208H135V207L137 208V209L135 208L137 212H136L135 210H133V211H131V213H133V214H130V212L127 213V211L125 210V213H126L127 215H126V214L124 215V213H123V215H121V214L116 215V214H115L113 220L115 221L114 223H115V225H116V227H117V228H116V231L113 232V229H112V227H111V230H112V232H111V231L109 230L110 225H107V226L105 225L106 228H108V226H109L108 230H109L110 232H107V233H108V236H109L110 238H117V237H122V236L124 237V235H125V229H126L127 226L129 227V225H131L130 223L135 222V225H137L139 222H141V223H140V226H141V224L143 223V225H144L143 227H144V228H143V231H142V232L140 231V230L142 229V227H140L139 224L137 225V228L140 227L141 229H135V231L137 230V232H138V233H141V234L136 235V236H138V237H135V236H134L133 238L131 237L133 240H132L131 243H129L130 246L128 247V245H127V246L125 245L124 248H123L125 251H127V252H125V253H127V254H126V257H125V258H126V261H125V262H126V263L129 262L130 264H151V263H152V260H151V259H154L155 257H159V256H161V257H163V258L160 257V259L163 260V259H165V257L167 258V257L169 256V253H170V252L167 251V249H166V247H165L167 244L164 245L165 242L163 243V241H164V239H165V236L163 235V233H161L160 231H158L157 228H156V224L158 223V220H157V218H156V216H155V215H156L155 212H153V211H152V208H149V206H146V207L144 208L145 203H144V206H143V205L141 206ZM152 204H153V202H152ZM112 205H114V204L111 203V206H112ZM129 205H131V204H129ZM146 205H148V204H146ZM167 205H168V204H167ZM170 205H171V204H170ZM111 206H110V207H111ZM142 207H143V209H145V211H143ZM163 207H164V206H163ZM163 207H162V208H163ZM154 208H155V207H154ZM158 208H161V207H158ZM249 208H250V207H249ZM110 209H112V208H110ZM110 209H109V210H110ZM113 209H115V208H113ZM141 209H142V211H141ZM164 209H165V208H164ZM98 210L100 211V209H98ZM160 210H161V209H160ZM248 210H249V209H248ZM106 211H107V210H106ZM110 211L112 212V210H110ZM114 211H115V210H114ZM128 211H129V210H128ZM104 212H105V210H103V213H104ZM116 212H118V209H117ZM116 212H114V213H116ZM119 212H120V210H119ZM142 212H144V213H142ZM249 212H250V211H249ZM101 213H102V212H101ZM105 213H106V212H105ZM109 213H110V212H109ZM109 213H108V214H109ZM120 213H121V212H120ZM134 213H137L139 216L142 215V217H141V216L138 217L139 219H138V218H135V219H134V220H141V221H139L137 224H136L137 221H133V219L130 218V217H131L130 215H132L133 218L138 216L137 214L134 215ZM99 214H100V213H99ZM106 214H107V213H106ZM160 214H161V211H160ZM111 215H112V214H111ZM100 216H101V215H100ZM106 216L108 217V215H106ZM106 216H104V217H106ZM161 216H162V215H161ZM165 216H166V215H165ZM112 217H113V216H112ZM112 217H109V219L112 218ZM101 218H102V217H101ZM101 218H99V220H101ZM140 218H141V219H140ZM160 218H161V217H160ZM162 218H163V217H162ZM103 219H104V218H103ZM106 219H107V218L104 219V220H105V223H106ZM143 219L146 220V223H144L145 220L143 221ZM131 220H132V221H131ZM160 220H161V219H160ZM165 220H166V219H165ZM147 221H148V222H147ZM100 222H101V221H100ZM100 222H99V223H100ZM107 222H108V221H107ZM164 222H165V221H164ZM105 223H104V224H105ZM109 223H110V222H109ZM160 223H161V222H160ZM160 223H159V224H160ZM106 224H107V223H106ZM110 224H111V223H110ZM133 224H134V223H133ZM148 225H149V226H148ZM161 225H162V224H161ZM111 226H112V225H111ZM157 226H158V225H157ZM128 227H127V228H128ZM164 227H165V226H164ZM104 228H105V227H104ZM104 228H103V229H104ZM135 228H136V227H135ZM165 228H166V227H165ZM101 229H102V228H101ZM129 229H130V227L128 228V231H129ZM131 229H132V228H131ZM159 229H160V228H159ZM139 231H140V232H139ZM161 231H162V229H161ZM104 232H105V231H104ZM104 232H103V234H104ZM137 232H135V233L137 234ZM129 233H130V232H129ZM131 234H132V233H131ZM131 234L128 235L129 238H130V236H132ZM164 234H165V233H164ZM141 235H142V236H141ZM108 236H107V237H108ZM125 236H126V235H125ZM109 237H108V238H109ZM140 237H141V239H140L141 242H140V240H139ZM126 238H127V237H126ZM134 238H135V239H134ZM102 240H103V238H102ZM102 240H101V241H102ZM119 240H120V239H119ZM168 240H169V239H168ZM126 241H127V240H126ZM165 241H166V240H165ZM106 242H107V241H106ZM138 242H139V243H138ZM100 243H101V242H100ZM109 243H110V241H109ZM124 243H125V242H124ZM104 244H105V243H104ZM139 244H140V246H141V244L143 245V250H141L142 247H140ZM100 245H101V244H100ZM108 245H109V244H108ZM103 246H104V245H102V246H100V247H103ZM115 246H116V245H115ZM137 246H139V247H137ZM107 247H109V246H107ZM126 247H128L129 249L126 248ZM103 248H104V247H103ZM111 248H112V247H111ZM119 248H120V247H119ZM138 248H140V250H139ZM114 249H115V248H114ZM120 249H122V248H120ZM123 249H122V250H123ZM126 249H127V250H126ZM93 250H95V249H93ZM115 250H116V249H115ZM115 250H113V252H117V251H118V249H117L116 251H115ZM102 251L104 252V249H102ZM94 252H95V251H94ZM103 252H102V253H103ZM105 252H106V251H105ZM111 253H112V252H111ZM111 253H109V254H111ZM117 253H118V252H117ZM120 253H121V251H120ZM123 253H124V252H123ZM109 254H108V255H109ZM72 255H73V254H72ZM101 255H102V254H101ZM111 255H112V254H111ZM114 255H115V254H114ZM167 255H168V256H167ZM30 256H31V255H30ZM109 256H110V255H109ZM124 256H125V254H124ZM103 257H104V256H103ZM105 258H106V256H105ZM107 258H108V257H107ZM115 258H116V257H115ZM117 258H118V257H117ZM125 258H124V259H125ZM138 258L141 259V260H139ZM73 259H74V258H73ZM103 259H104V258H103ZM110 259H111V257H110ZM128 259H129L130 261H129ZM168 259H169V257L167 258V261H166V259L164 260V264H168ZM111 260H112V259H111ZM161 260H160V261H161ZM21 261H22V260H21ZM72 261H73V260H72ZM76 261H77V260H76ZM122 261H123V260H122ZM139 261H141V262H139ZM150 261H151V262H150ZM113 262H114V261H113ZM162 262H163V261H161L160 264H163ZM20 263H21V262H20ZM74 263H75V262H74ZM101 263H102V262H101ZM110 263H112V262H110ZM116 263H117V262H116ZM41 264H43V263L41 262ZM72 264H73V263H72ZM80 264H81V263H80ZM105 264H106V263H105ZM108 264H109V263H108ZM155 264H156V263H155ZM158 264H159V263H158ZM249 264H251V263H249Z\"/></svg>",
    "mask_w": 264,
    "mask_h": 264
}]
</instances>
